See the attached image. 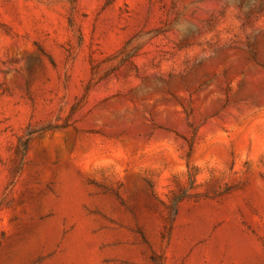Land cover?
<instances>
[{"label": "rangeland", "instance_id": "obj_1", "mask_svg": "<svg viewBox=\"0 0 264 264\" xmlns=\"http://www.w3.org/2000/svg\"><path fill=\"white\" fill-rule=\"evenodd\" d=\"M0 264H264V0H0Z\"/></svg>", "mask_w": 264, "mask_h": 264}, {"label": "trees", "instance_id": "obj_2", "mask_svg": "<svg viewBox=\"0 0 264 264\" xmlns=\"http://www.w3.org/2000/svg\"><path fill=\"white\" fill-rule=\"evenodd\" d=\"M32 134H28L26 137H21L18 140V144L16 146L15 154H16V166L14 168V172H18L21 170L22 165L25 160V156L27 151L29 150L30 142H31Z\"/></svg>", "mask_w": 264, "mask_h": 264}]
</instances>
